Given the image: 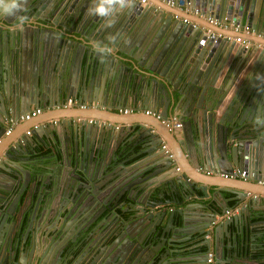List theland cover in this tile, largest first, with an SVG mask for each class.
Instances as JSON below:
<instances>
[{"label":"water","instance_id":"95a60500","mask_svg":"<svg viewBox=\"0 0 264 264\" xmlns=\"http://www.w3.org/2000/svg\"><path fill=\"white\" fill-rule=\"evenodd\" d=\"M67 1L27 0L26 12L17 13V16L14 17L0 15V37L3 39V43H0V50H3L5 45L10 47V50H8L10 53L6 54L8 55L7 59L3 56L0 57V73L2 72L3 74V71L7 70V65L13 64V62L14 66L22 69L24 52H32V48L29 50V47L26 46L27 43L41 44L43 55L46 54L48 56L53 53V51L49 50L56 51L58 57L54 58L55 54H52L48 61L49 64H59L57 65L61 81L59 88L62 85V93L65 96L74 97V100L78 103H83L82 101L89 98L90 92L95 89L90 86L91 77L86 83L85 78L82 76L80 82L78 81L77 84H74L75 77L72 75L73 72H70V68L69 70L66 69L65 63L67 57L65 49L70 39L74 38L73 35H67L66 33L73 32L81 35L83 39H91L92 42L89 46L93 48L96 47L95 42L104 46H112L115 45L116 38L119 39L126 32L124 27L127 26L128 21L131 22L134 17L136 18L132 21L134 23L140 17L143 20L148 19L149 24L154 23V28L150 29L154 32L148 41L143 42V47L140 46L136 50L140 58L142 60L145 59V63L139 62L135 53L133 54L132 52H126V58L121 57L122 61L127 62L131 69H135L141 79L139 86H129L128 89H125L127 92H124L128 94L132 103L139 104V108L155 114V117H157V127H160L159 122L170 119V114L180 118V113L182 112L180 123L182 139H176V142L179 153L185 157L186 161L193 168H199L201 165L204 170L225 174H230L231 169L234 167L241 168L244 171L243 177L239 179L228 177L223 178L224 180H215L211 178V181H213L211 185L213 187H222L220 190L228 188L226 191L233 194L238 201L236 205L240 202L243 203V200L247 199L255 202L258 196L264 195L263 191L257 190L258 183H256L261 180L264 181V130L257 123L255 127L252 126V122L255 121L257 116H264V87H262L257 95L258 97H254L250 102L247 101L244 104L237 102L234 98L232 103L230 101L220 112L219 108H222L225 102L224 98H226L229 84L222 87L217 86V76L226 62H237L238 67H241L243 64L246 65V62L249 60H252L251 62H255L257 67L261 68V70L264 69V0H186L192 8H200L202 11L206 9L215 18L230 17L236 19L240 25L245 24L250 30L255 32L253 36L248 34L241 36L242 30L233 34H225L229 39H226L225 36L223 38L211 37V33H205L206 30L202 31L191 22H183L181 18H171L172 15L177 16L172 10H167L171 15L165 16L163 13L158 15V17L156 14L150 15L144 11L146 7L140 6L142 4H139L137 0H134L131 9L122 10L117 14L114 28H105L104 19L102 18L91 16L88 19L89 15L84 14L82 11V7L87 3L84 0V4L82 2L81 5L70 11L73 18L77 13H80V19L75 22L74 26L76 28L73 25L69 27V30H71L69 32V30H65L66 26L56 22L57 20L54 18L56 11L62 4H67ZM91 1L90 3L93 5L94 0ZM159 2L162 6L172 9V7L165 6L164 1L159 0ZM74 3H76V0L72 1V4ZM51 9L52 11L50 12L53 15V19L46 14L44 15V13H48ZM21 15L26 16L27 20H29L23 23H26L28 26H25L24 29L11 28L8 24H12L15 20H18L20 23L17 17ZM31 18L39 20V22L31 21ZM120 18H122L121 21ZM187 20L189 21V19ZM156 23L158 25L155 29ZM31 24L35 27H31ZM2 26L4 29H2ZM206 27L205 29L211 32L219 33L221 36L224 35L219 29L211 30L209 26ZM215 28L220 27L215 26ZM104 30L109 33L107 36L101 39L93 38L94 36L97 37ZM12 33L15 35V39L10 38L12 37ZM179 34L186 36L185 41L174 48V50L177 49L176 52H172L170 44L177 38L175 35ZM62 36H68V39L64 40ZM109 36H115L116 38L115 40H109ZM254 36H261V39ZM235 37L244 39L247 43L240 45L234 41L233 38ZM76 39L77 37L74 38V40ZM48 48L50 49L47 51ZM86 50L90 54L93 53L89 48ZM177 52H179V55L176 59ZM12 55L14 57L16 55V61L15 59L13 60ZM93 55L97 56L95 63L98 64L99 55L95 53ZM229 58H231V61ZM128 64H126L125 68H128ZM64 77H66L65 80H63ZM176 82H179V91L183 90L185 94L190 95L189 99L185 98L186 100L182 106H178V102L182 100V94L177 90L180 97L177 96L175 98V95L172 93L175 90ZM73 87L74 93L72 91ZM112 91L111 94L117 91L116 86L112 88ZM7 98L5 89L0 84V112H2L3 101ZM199 102H202V104ZM187 103L190 105L189 107L186 106L188 108V115L187 109L186 112L182 111L185 110ZM9 105L10 108H13L12 100H9ZM88 109L78 110L79 112L77 113L79 114L77 115L81 116L83 114L86 115L84 117L101 119L96 112L98 110L94 109L91 113V111L88 112ZM0 115L5 116V113ZM152 116L154 115L152 114ZM145 123L147 122L136 121L134 124H137L136 127H140L146 131V134H148L146 137L150 136L153 139L152 141L156 140L154 147H148L151 143L141 144L142 147L147 146L143 151L144 153L153 154L150 173L144 177L140 174L123 177L124 179L112 190L102 192L100 197H98L96 192L90 191V195L87 198H83V203H80L82 200L78 203L79 195L83 191L81 188L87 189L91 186L87 184V179H90L91 176L88 174L89 170L88 168L86 169L87 164L85 162L80 163L79 167H75L73 176L79 180V183L78 185L70 183L72 184L70 190L73 195L71 198L67 197L66 199L68 200L62 202L60 207L59 201L56 203L59 192L53 197V202H49L46 207L41 206L45 202L44 197L47 196V190L50 189L44 188L46 176L36 173L34 168L18 169L19 178L17 179L20 181V185L17 187V191L14 188V193L19 194L22 192L29 197L33 196V199H31L33 211L29 215L23 230L17 231L16 228L22 229L23 220L21 221L22 217L14 218V216H11L15 199L13 198L10 201L9 209L5 208L3 205L5 204L4 202H7L5 200L6 195L0 193V206L3 207H0V264H146L148 258L154 256L164 245V239H168L166 243H169L167 244L169 247L163 249L164 256H166V253H169V249L171 250L173 246L177 247L176 244L189 239L190 237L184 239L183 236L172 235V230L176 229L175 222H173L175 210H170L166 215L165 208L157 206L159 204L163 205L162 201L156 202L155 199L161 200L165 195H171L175 201L177 195H181L182 193L184 199H187L190 194L192 195L197 190L200 191L201 195L205 196L206 188L203 185L207 184L206 182L210 180L197 179L193 174H186L180 170L176 171L175 167H180L177 165L174 152L167 144L163 143L171 153L176 165H173V162L159 147L161 140L157 139L158 136L150 134L148 129L143 127ZM1 124L2 120L0 119V132L3 131ZM173 129L167 130L168 133H174ZM158 133L162 135V133ZM171 136L175 140L172 134ZM5 144L6 142L0 141V151H6ZM6 147L10 148L13 154L16 152L13 147H9V144ZM155 150H157L156 153H154ZM175 153L177 154V152ZM13 154L5 152V157L11 158ZM177 156L179 155L177 154ZM1 171L2 173H7L6 167L0 162ZM78 171H82L83 173L87 171L85 175L86 180L79 178ZM151 177H155L154 181L156 182H152ZM24 178L25 180L28 178V181L25 182ZM107 187L110 188L111 186ZM2 189L8 190L5 187ZM115 191L114 199L124 197L128 198V202L126 203V207L122 206L123 204L125 205L122 202L118 205L117 209L110 212V216L117 218V232H114L113 238H109L108 242L100 243L99 236L102 234H98L99 232L96 231L91 236L87 232L88 226L90 227L91 225L88 221L84 220V222L83 219L86 217V214L93 213V225L95 226L100 223L103 208L109 211L111 209V206L106 202L107 200H111L110 194ZM12 195L7 196L9 200ZM194 195L199 196V193L196 192ZM98 199H101V201H98ZM114 199L111 201L113 202ZM199 205L204 206L202 204ZM206 208L209 212L207 218H204L203 223H196L189 228L195 234L201 236L200 245L204 246L203 251L195 252L196 255L201 256V260H198V263L209 264L207 263V254L211 246V249L216 253L211 259L214 264L215 260H221L219 253L221 256L222 249L219 248V243L217 245L218 241L216 240L220 229H225V232H227L228 225L240 223L241 212L246 207H241V210L239 209L236 214H232L224 221L220 219L215 223V216L227 210V205L212 206L209 203L206 205ZM75 209L76 211H80L79 215ZM36 211H38V214L40 213V216L46 217L48 221L50 220L51 223L55 224L54 230L50 231L59 232V236L56 238L59 241L55 242L53 240V247L57 244L59 248L65 245L66 239L71 243L69 248L73 249V253L70 254L68 262H61L63 257L60 253L55 257L53 256L54 252L50 255L52 249H55V247H51L49 252L45 250L38 255L35 253L33 245L34 236L39 235L40 229L34 227L35 232L34 229L30 231L31 236L29 240L26 232L31 229V225L34 222L33 216H35ZM179 214L181 218L179 222L180 226L178 227L183 233L185 217L181 215V211H179ZM7 218H12V220L8 221ZM16 223L19 225L18 227ZM6 224L9 227L8 229H6ZM68 225L71 227L72 232L66 233L65 227ZM135 225H137V228H135ZM62 229L63 232H60ZM60 234H63V236L61 237ZM46 240H48L47 237ZM153 241L155 242L152 243ZM141 245L148 248L143 256L138 255ZM33 256L36 259H31ZM148 264L167 263H164L161 255H159L157 260L148 262ZM215 264H218V262L215 261Z\"/></svg>","mask_w":264,"mask_h":264},{"label":"crops","instance_id":"0c3cea01","mask_svg":"<svg viewBox=\"0 0 264 264\" xmlns=\"http://www.w3.org/2000/svg\"><path fill=\"white\" fill-rule=\"evenodd\" d=\"M72 1L73 0H68L67 4H62L54 15V18L57 20H55L56 22L66 26L65 30H69V27L72 25L76 28L74 25L75 22L80 19V13H77L73 18L70 11L81 5L82 2L84 4V0H76V3L74 4H72ZM85 1H87V3H85V6L82 7V11L84 14L88 15V8L94 6V4L92 5L90 3L91 0ZM140 6H145V12H148L150 15L156 14L157 17L161 13L165 16L171 15L167 12V10H172L173 13L177 14V16L172 15L171 18L189 19V22L197 25L202 31L206 30L205 33L207 34L212 33L213 35H217L219 33L211 32L208 29H205L207 28L206 26H209L211 30L219 29V31L224 33L222 38L227 36L225 34L234 33L230 27L213 25L207 22L203 17H201V15L197 16L185 13L177 8L168 9V7L162 6L159 0H148L146 5ZM198 9L204 14L212 15L209 14L206 9L203 11L200 8ZM50 11H52V9L49 10L48 13H44V15L46 14L48 17L53 19V15H51L52 13ZM90 18L91 16L88 17V19ZM121 19L122 18H120V21ZM135 19L136 18L134 17L132 21ZM31 21L39 22V20H35L33 18H31ZM132 21H128L127 26L124 27L126 32L119 39L116 38L115 45L112 46H104L95 42L96 47L93 48L89 46L92 42L91 39H83L81 35L73 33L71 30H69L71 33H66L67 35H73L74 38L77 37L76 40H74V38L70 39L67 48L65 49V55L67 57L65 63L66 69L69 70L70 68V72H73L72 75L75 77L74 84H77L78 81L80 82L82 76L85 78L86 83L91 77L90 86L95 89L90 92L91 94L88 96L89 98L82 101L83 103H78L74 100V97H68L62 93V85L59 88V84L61 82L59 79V68L57 66L59 64H49L48 61L50 55L52 54H55L54 58L58 57L56 51L49 50L50 48H48L47 51H53V53L48 56H46V54L43 55L41 44L36 45L27 43L26 46L29 47V50L32 48V52H24L22 69L14 66L13 62V64L7 65V70H4L3 74L2 72L0 73V84L3 85L6 96L10 98L4 100V108L1 107L2 112H0V114L5 113V116L0 115L3 130L7 126L4 121L6 117L17 120L18 116L24 112L35 108L41 109L39 114L27 121L17 120L8 135H4L3 131L0 132V141L6 142L4 146L6 151H0V162L7 169V173H2V171L0 172V193L6 195L5 200L7 201L4 202L5 204L3 207L9 209L10 201L13 198L15 199L11 210V216H14V218L22 217L21 221L23 220V226L21 230L16 228L14 224L17 231H22L29 215L33 211L31 201L33 196L29 197L27 194L25 195V193L22 192L19 194L14 193V188H16L17 191V187L20 185V181L17 179L19 178L18 169L34 168L36 173L46 176V179L44 180V188L50 189L47 190V196L44 197L45 202L41 204L42 207H46L49 202H53V197L57 192L59 193L56 203L59 201L60 207L63 200L72 193L70 190L72 184L74 185L77 182L78 185L79 180L73 176V173L75 172V167H79L81 165L80 163L83 162L87 164L86 169L88 168V174L91 176L90 179H87V184H90L91 186L87 189L81 188L83 191L82 193L80 191L81 194L79 195L80 198L78 203L81 200L82 201L80 203H83V198H87L90 195V191L94 190L98 195H101L104 191L108 192L110 189L112 190L122 179H124L123 177L137 174H140L143 177L148 175L152 169L151 165L153 161V154L144 153L143 151L147 146L142 147L141 144L151 143L148 147H154V142L156 140L152 141L153 139H151L150 136L146 137V135H148L146 134V131L140 127H136L138 123L134 124L136 121H145L147 123L143 124V127L148 129L150 134L158 136L157 139L159 141L161 140V144H167V146L174 152L176 157L175 160L178 163L177 165L180 167V171H183L186 174H193L197 177V179L210 180L209 182H206L209 185H203L206 188L205 196L201 195L200 191L197 190L196 192L199 193V196L194 195L196 194L195 192L192 193V195L190 194L187 199H184L183 193L181 195H177L175 201L171 195H165L161 200L155 197L156 202L162 201L163 205L159 204L157 206L160 208L164 207L166 215L170 210H175L173 222H175L174 225L176 229L172 230V235L179 237L183 236L184 239H187V237L190 238L182 243L176 244L177 247L173 246L171 250L169 249V253H166V256L163 255V249H167L166 247H169L167 246L169 243H166V241L168 242V239H164V245L160 248V250H158V252L155 253L154 256L148 258L146 264L157 260L159 255H161V259L164 260V263L166 262L167 264H200L198 263V260H201V256L196 255L195 252H200V250L203 251L204 246L200 245L201 236L199 234H195L189 227L199 222L203 223V220H205L208 216L209 211L206 208V205L209 203L212 204V206L221 204L225 206L227 205L228 207L223 213L215 216L214 223L220 219L224 221L232 214H236L239 209L241 210V207L247 208V212L246 208H244L241 212L240 223L237 222L236 224L228 225L227 232H225V229H220L219 236L216 240L218 241L217 245L219 243V248L222 249V254L220 256L219 253L221 260L217 259L215 261H217L218 264H264V195L258 196L255 202L247 199L243 200V203L240 202L236 205L238 201L233 194L226 191L228 188L226 190H220L222 187H213L211 185L213 182L211 181V178L215 180L225 179L219 175L220 172L212 171L211 174L201 172L200 169H203L201 165L199 168H193L186 161L185 157L179 153L176 139H182L180 125L176 128L172 125L165 127V124L162 121L159 122L160 127H157V117H155L154 113L150 112V115L146 114L144 113V109L139 108V104H134L130 101V97L126 93L127 90L125 89H128L129 86H139L141 84V79L135 69H131L127 62L122 61L121 57L126 58L125 53L132 52L133 54L135 53L137 60L144 64L145 59L142 60L136 50L138 47L142 46L143 42L148 41L151 34L154 32L150 30L154 28V23L149 24L148 19L143 20L140 17L135 23ZM8 25L11 28L15 27L19 29H24L25 26H28L26 23L21 26L18 20H15L12 24ZM31 25L29 26L35 27L33 24ZM157 25L158 24L156 23L155 29ZM215 26L220 27L221 29L215 28ZM114 27L115 25L113 28ZM2 29H4L3 26ZM108 34L109 33L104 30L100 32L97 37H92L95 39H101ZM246 34L253 36L255 35V32L250 30L248 27L247 32L241 31V36H246ZM175 36L177 38L175 37L176 39H174V42L170 44L172 52L177 51V49L174 50V48L184 43L186 37L183 36V34ZM254 37L256 38L257 36ZM10 38L15 39V35L12 33V37ZM62 38L65 40L68 39V36H62ZM257 38L261 39V36ZM226 39L229 38L226 37ZM0 43H3V39L1 37ZM87 48L91 49V51L96 55H99L98 64L95 63L97 56H94L93 53H88L86 50ZM97 48H107L111 49V51L99 52L97 51ZM8 50H10V47L5 45L4 49L0 50V57L3 56L7 59L8 55L6 54L10 53ZM18 50H20V48H18ZM178 55L179 52H177L176 59ZM12 57L13 60L15 59L16 61V55L15 57L12 55ZM229 60L231 61V58H229ZM251 61L252 60H249L246 62V65L243 64L241 67H238L237 62H226L221 68V71L217 76V86L222 87L227 86V84L229 85L226 91V98H224L225 102L223 103L222 108H219L220 112L230 101L232 103L234 98L237 102L245 104L247 101L250 102V100H253L254 97H258L257 95L261 91L262 87H264V79L257 80V75L259 74L264 76V69L261 70V68L257 67L255 62ZM126 64H128V68H125ZM65 79L66 77L63 78V80ZM115 86L117 91L111 94V92H113L112 88ZM178 86L179 82H176L175 90L172 93L175 95V98L177 96L180 97L177 90L182 94V100L178 102V106H182L183 102L186 100L185 98L189 99L190 95L187 93L185 94L183 90L179 91ZM72 91L73 93L75 92L74 87ZM67 98L72 99V104L70 106L63 105ZM9 100H12L14 105L13 108H10ZM200 104H202V102ZM79 105H84V107L81 108ZM186 106L189 107V103L185 105V110L182 111L186 112L187 109L188 115V108ZM85 108H90L88 109V112L91 111V113L94 109L98 110L96 112L99 114L101 119L97 120L94 118L84 117L86 115L83 114L78 116V110H85ZM124 110L127 112H124ZM181 113V117L179 116L180 118L170 114V119L167 121L174 118L176 121L181 123ZM152 114L154 116H152ZM259 116L264 118V116ZM252 126H256V119L252 122ZM259 127L264 130V124H259ZM170 128H174V133H168ZM151 129H153V132H150ZM27 130L30 131L28 136L25 135ZM158 132L162 133V135H159ZM171 134L175 140L172 138ZM7 144H9V147H13L15 149L16 152L14 154L10 151V148L6 147ZM17 147H19V149H17ZM156 151L157 150H155L154 153H156ZM5 152H9L13 155L11 158H7L5 157ZM175 152H177L179 156H177ZM170 160L173 162V165H176L175 160ZM93 161H95L94 164ZM234 169L241 170V168L234 167L231 171ZM86 172L83 173L82 171H78L77 174L80 179L86 180ZM229 178L239 179L241 176ZM155 179V177H151L152 182H156L154 181ZM27 181L28 178L25 182ZM256 183H258L257 190L264 192V181L261 180ZM107 186L111 187L108 188ZM4 187L8 190L2 189ZM10 194L13 195L9 200L7 196ZM115 194L116 191L111 193L110 197L114 199ZM117 200L118 199H114L115 202ZM120 200L125 203L126 207L128 198L126 199L124 197H120ZM231 200L234 201V204L229 206V201ZM198 203L204 205L205 207L199 205ZM114 208L117 209V207ZM179 211H181V215L185 217L183 233L178 227L180 226L179 222L181 218ZM76 212L79 215L80 211ZM102 216L110 217L109 222H100L94 226L93 213L86 214L84 219L91 225L90 227L88 226L87 232L93 236L96 231L99 232L98 234L110 231L111 234L109 237L113 238L112 232L117 227V218L110 216V211H102ZM33 217L34 222L31 225V229L26 232L27 238L29 240L31 236L30 231H33L34 227H38L40 229V233L39 235L34 236V251L37 255L41 254L42 251L45 250L49 252L50 248L53 247L52 241L55 240L56 242L58 240L56 238L59 236V232L50 231L54 230L56 227L55 224L51 223L50 220L48 221L46 217L43 218L40 216L38 211L35 212V216ZM7 220L11 221L12 218H7ZM18 226L19 225H17V227ZM8 228L9 227L6 224V229ZM70 228V226L65 227L66 233L70 231ZM135 228H137V225H135ZM60 232H63V229ZM60 236L62 237L63 234H60ZM46 237L48 240H46ZM99 241L100 243H103L108 242L109 239L104 238L103 235H101L99 236ZM70 245L71 243L68 242V239H66L65 245L60 248L58 244L55 245V249H52L50 255L54 252L53 256L55 257L60 253L63 257L61 262H68L70 254L73 253V249L69 248ZM139 249V256L145 255V252L148 250L147 247H142V245ZM214 254L216 255L210 246L207 254L208 257H210V261L207 260V263L213 264L211 259L214 257ZM31 259H36V257L33 256Z\"/></svg>","mask_w":264,"mask_h":264},{"label":"built area","instance_id":"2783aa9c","mask_svg":"<svg viewBox=\"0 0 264 264\" xmlns=\"http://www.w3.org/2000/svg\"><path fill=\"white\" fill-rule=\"evenodd\" d=\"M139 1V4H142V5H146L147 4V1L146 0H137ZM164 1L165 5L169 6V7H172V8H177L178 10H182L184 11L185 13H190L192 15H201V17H203L207 22L213 24V25H219V26H222V27H225V26H229L232 31L234 32H237L239 30H242V31H245L247 32L248 31V26L247 25H240L238 23V21L234 20V19H230V18H226V17H223L222 19H217L215 17H213L212 15H208V14H204L203 12H201L198 8H192L190 7L189 5V2L186 1V0H162ZM181 20L183 22H189L187 19L185 18H181ZM193 24V23H192ZM195 25V24H193ZM210 36H217V37H222L220 34H217V35H213L212 33L210 34ZM228 38V37H227ZM235 42L241 44V45H245L247 43V41H245L244 39H240L239 37H235L233 38ZM264 48V46H263ZM72 104V99L71 98H67L63 105H71ZM79 107L83 108L84 105H79ZM41 111L40 108H35L33 110H30V111H27V112H24L22 114H20L18 116V121H27L29 119H31L32 117H34L35 115L39 114ZM124 112H127L126 110H124ZM144 113L146 114H149L150 112L145 110ZM17 120H14L13 118H10V117H6L5 118V124H7L6 128H4L3 130V134L4 135H8L11 131V128L12 126L17 122ZM165 126H170L172 125L174 128L176 127H179L180 123L178 121H176L174 118H172L171 120L169 121H163ZM150 132H153V129L150 130ZM30 134V131H26L25 132V135L28 136ZM0 140H1V137H0ZM160 148L161 150H163V153H165L167 155V157L169 159H172V155L171 153L168 151L167 147L165 146V144H160ZM176 170H178L177 167H175ZM201 172H204L206 174H211L212 171L210 170H204V169H200ZM221 177L223 178H226V177H239V176H243L244 175V172L239 170V169H234L230 172V174H225V173H220L219 174ZM209 260V259H208Z\"/></svg>","mask_w":264,"mask_h":264},{"label":"clouds","instance_id":"9594fccd","mask_svg":"<svg viewBox=\"0 0 264 264\" xmlns=\"http://www.w3.org/2000/svg\"><path fill=\"white\" fill-rule=\"evenodd\" d=\"M26 3L27 0H0V15L14 17L17 16V13L26 12ZM133 3L134 0H94V6L89 7L87 12L89 16H95L104 19V27L110 28L115 25V17L117 14L122 10L131 9ZM17 18L19 19L21 26L27 20V17L22 15L18 16ZM115 38V36H109V40H115ZM97 51L108 52L111 51V49L97 48ZM261 79H264V76L258 74L257 80ZM256 123L264 124V118L257 116ZM207 260L210 261V257H208Z\"/></svg>","mask_w":264,"mask_h":264},{"label":"flooded vegetation","instance_id":"af4514ba","mask_svg":"<svg viewBox=\"0 0 264 264\" xmlns=\"http://www.w3.org/2000/svg\"><path fill=\"white\" fill-rule=\"evenodd\" d=\"M75 185H77V184L75 183ZM93 191H94V190H93ZM94 192H95V191H94ZM72 195H73V193H71V194L68 195L67 197H70V198H71ZM100 196H101V195H98V197H100ZM64 197H65V196H64ZM67 197H66V198H67ZM67 200H68V199H64L63 202H66ZM99 200L101 201V199H98V201H99ZM111 200H112V197H111ZM111 200H110V201H111ZM119 200H120V198H118V200H117L116 202H115V201H113V202L111 201V202H110L109 200H107L106 203L109 204V205L111 206L110 212H112V211L115 209L114 207H117V208H118V205H120V204L123 202V201H121V200L119 201ZM61 201H62V200H61ZM118 201H119V202H118ZM112 204H113V205H112ZM122 206H125V205L123 204ZM105 211H109V210L103 208V212H105ZM109 218H110V217H108V216H102V217H101L102 220H101L100 222H103V223L109 222V220H110ZM84 220H85V219H83V221H84ZM84 222H85V221H84ZM68 226H69V225H68ZM68 226H67V227H68ZM115 231L117 232V230L114 229L112 233L114 234ZM69 232H72V229H71V228H70V231H69ZM110 234H111L110 231H108V232L105 231V232H103L102 235H103L104 238L109 239V238H110V237H109Z\"/></svg>","mask_w":264,"mask_h":264},{"label":"trees","instance_id":"16d2710c","mask_svg":"<svg viewBox=\"0 0 264 264\" xmlns=\"http://www.w3.org/2000/svg\"><path fill=\"white\" fill-rule=\"evenodd\" d=\"M233 204H234L233 200L229 201V206H232Z\"/></svg>","mask_w":264,"mask_h":264}]
</instances>
